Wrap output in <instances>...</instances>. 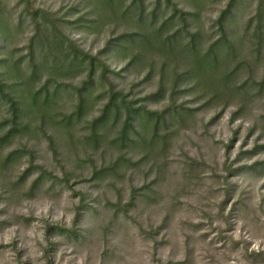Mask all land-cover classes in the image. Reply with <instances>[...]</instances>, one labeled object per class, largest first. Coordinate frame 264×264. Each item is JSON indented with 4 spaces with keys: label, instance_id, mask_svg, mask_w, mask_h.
I'll list each match as a JSON object with an SVG mask.
<instances>
[{
    "label": "rangeland",
    "instance_id": "1",
    "mask_svg": "<svg viewBox=\"0 0 264 264\" xmlns=\"http://www.w3.org/2000/svg\"><path fill=\"white\" fill-rule=\"evenodd\" d=\"M260 1L264 16V0L235 1V17L227 26L236 57L221 60L220 71L232 75L235 87L245 83L247 95L184 94L176 104L193 112L184 122L163 128L155 145L146 143L131 153L139 163L126 173L95 179L94 172L110 166L117 154L102 155V148L82 145L71 150L61 134H52L54 150L41 132L3 149L2 157L14 149L24 154L0 171V264H264V85H259L264 79V27L261 39H253ZM228 2L170 0L168 5L143 0V6L147 12L156 9L160 18L175 12L172 32L184 26L179 22L182 13L186 31L200 32L205 51L220 36L216 19ZM78 3L0 0V21L9 26L7 39L0 41L5 46L0 59L22 61L27 67L40 44L59 40L66 51L74 45L96 55L125 27L136 32L135 25L122 22L119 27L85 29L93 17L88 6ZM101 58L119 74H110V80L135 105L154 90L143 81V73L123 71L121 58ZM205 66L196 62L198 68ZM84 79V74L75 75L63 83L77 88ZM100 92L92 94L95 105L88 120L99 114ZM62 100L70 106L71 98ZM242 100L246 107L239 113ZM164 105L146 106L159 111ZM76 127L74 134H84ZM29 162L32 172L42 167L59 180L44 181L30 193L37 173L20 180ZM48 226L67 232L47 234Z\"/></svg>",
    "mask_w": 264,
    "mask_h": 264
},
{
    "label": "trees",
    "instance_id": "2",
    "mask_svg": "<svg viewBox=\"0 0 264 264\" xmlns=\"http://www.w3.org/2000/svg\"><path fill=\"white\" fill-rule=\"evenodd\" d=\"M165 1L169 5L170 0ZM235 1L230 0L216 19L219 38L202 51L200 32L186 31L182 13L179 22L184 26L172 32L176 13L160 18L156 9L147 12L143 0H77L79 5L90 8L89 14L93 17L85 29L99 30L104 25L119 27L122 22L135 25L136 32L130 33L125 27L121 34L109 38L96 55L88 54L74 45L73 51H66L63 48L64 41L59 40L57 43L40 44L37 54L31 52L27 67L21 64L22 61L0 59V171L12 164L15 156L24 154L22 150L14 149L2 157L4 148L12 145L16 139H30L41 132L46 135L53 150L55 144L52 134H61L65 138L63 144L71 150H77V145H82L95 150L102 148V155L109 152L113 156L111 153H116L117 157L110 166L93 174L97 180L111 178L119 175L120 171L126 173L136 167L139 161L133 162L131 153L142 149L146 143L155 145V140L161 138L158 135L163 128L169 130V125L184 122L187 114L193 112L183 103L176 104L177 99L184 94L199 92L200 98H204L211 92L214 93L212 98H218L237 93L240 98H244L248 89L246 84L235 87L230 81L232 75H227L225 70L220 71L224 59L236 57L237 49L230 41L233 34H229L227 26L235 17ZM262 3L259 2L257 25L253 32V39L258 40L264 27ZM8 30V24L0 21V41L7 39ZM4 47L0 45V49ZM108 55L121 58L125 63L123 71L143 73V81L152 83L154 90L141 98L137 105L127 100L128 96L109 78L110 74H119L109 70L101 58ZM193 59L194 66L191 64ZM197 61H204L206 66L196 67ZM83 74L86 81L84 79L85 83L81 87L63 83L75 75ZM259 85H264V79ZM99 88L102 92L98 97L103 103L98 109L99 114L88 120L95 105L92 94ZM68 97L71 98L70 106L63 104L62 100ZM243 100L239 113L246 107ZM149 102H165V105L159 111L149 110L146 106ZM262 121L264 127V116ZM76 126H80L84 134H74ZM32 169V162H29L20 176V180H23L37 173V178L31 183L30 193L44 181L54 184L59 180L55 176L51 178L42 167L37 172H32ZM79 217L80 213H77L75 222ZM46 232L64 235L67 230L48 226ZM70 233L77 235L75 231Z\"/></svg>",
    "mask_w": 264,
    "mask_h": 264
}]
</instances>
